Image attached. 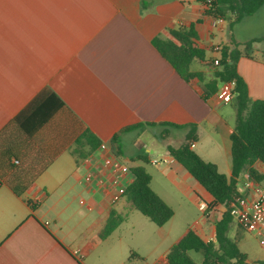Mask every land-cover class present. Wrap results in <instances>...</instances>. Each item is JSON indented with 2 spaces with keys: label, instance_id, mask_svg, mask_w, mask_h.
I'll return each mask as SVG.
<instances>
[{
  "label": "crops",
  "instance_id": "obj_1",
  "mask_svg": "<svg viewBox=\"0 0 264 264\" xmlns=\"http://www.w3.org/2000/svg\"><path fill=\"white\" fill-rule=\"evenodd\" d=\"M205 11L196 0H0V264H105L114 253L124 264L128 249L118 252L111 239L138 210L113 196L133 181L127 162L154 164V149L140 144L154 128L167 148L187 143L183 126L195 125L193 150L231 177L235 99L223 103L204 84L220 69L216 46L253 42V57L242 56L237 69L251 99L264 100V4L232 27L229 18L214 27L218 17ZM192 25L206 55L191 69L204 83L182 78L154 45ZM85 130L102 141L95 150L79 143ZM108 157L120 166L106 167ZM89 171L105 183L88 182ZM157 173L149 172L151 186L171 207L183 205L181 195L199 206L202 186L176 160ZM19 175L28 182L21 197L9 186ZM112 212L124 220L102 238ZM166 225L158 226L163 241Z\"/></svg>",
  "mask_w": 264,
  "mask_h": 264
},
{
  "label": "trees",
  "instance_id": "obj_2",
  "mask_svg": "<svg viewBox=\"0 0 264 264\" xmlns=\"http://www.w3.org/2000/svg\"><path fill=\"white\" fill-rule=\"evenodd\" d=\"M196 1L206 5V15L229 18L230 27L236 21L255 13L264 4V0ZM170 34L172 39L156 38L154 45L182 78L187 81L197 79L204 83L203 74L191 69L194 60L202 61L206 55V51L196 44L197 33L194 26L172 29ZM252 43L246 44L243 50H240L236 43H233V47H223L218 64L220 69L215 73L216 79L204 84L207 94L211 95L217 92L218 80L236 83L237 121L230 137L232 142L231 177L228 178L219 171L216 164L203 160L193 150L192 145L197 140L195 125L183 126L190 128L186 136L187 143L180 147L167 146L169 155L181 164L212 197V201L206 203L207 212L220 214L215 224L214 239L204 240L194 229L189 228L167 254L169 264H199L189 255V252L203 254L204 258L200 264H248L247 255L228 234L234 222L232 203H238L242 199L239 190V179L242 174L247 170L249 179L262 185L264 182V173L255 166L257 163L264 166V100L251 99L247 83L237 69L238 61L242 56L253 57ZM133 127H140V125L129 126L122 131ZM91 137H95L96 142L93 143ZM82 139L88 142L91 150H95L102 144V141L89 130L84 131L78 140L79 143ZM139 160L149 163L146 157H140ZM130 171L133 181L126 187L123 197L157 226L166 225L174 216L173 208L153 190L151 175L143 165L133 166ZM27 184L28 182L19 175L9 183V186L16 196L21 197L27 189ZM123 220V216L112 212L101 237H108ZM136 258L138 254L132 252L130 261ZM261 264H264V261Z\"/></svg>",
  "mask_w": 264,
  "mask_h": 264
},
{
  "label": "rangeland",
  "instance_id": "obj_3",
  "mask_svg": "<svg viewBox=\"0 0 264 264\" xmlns=\"http://www.w3.org/2000/svg\"><path fill=\"white\" fill-rule=\"evenodd\" d=\"M264 47L263 44H261ZM262 51V49L260 50ZM162 128L157 127L152 130L149 137L143 138L141 144L142 148L146 150L147 147L154 149V154L151 156L155 157L159 161L158 164L154 165L151 163H142L136 161L127 162L128 166L144 165L148 173L152 172L155 179L158 176L163 177L161 174H158L160 166H166L170 164L171 157L168 155L166 144L154 134L161 135ZM177 140L172 142L173 145H176ZM173 162V161H172ZM264 185V182H263ZM264 187V186H263ZM201 188L200 201H205L209 203V200L212 197L207 193V191ZM183 205H179L177 202L172 201L174 216L165 226V230H171V235L167 240H161L158 230L159 227L155 225L148 217L144 216L139 211H135V216L131 215L128 221L121 226L115 235L112 237L111 242L117 243V250L120 252L122 249L129 251V257L131 251H134L138 254L137 260L129 261L127 256L124 260V264H159V261L169 253L171 245L180 237V235L188 228H192L198 232V234L203 237L205 240H208V236L205 230L206 226V217L205 211L199 210L198 205H193L182 196ZM197 198V196L195 197ZM206 198V199H205ZM220 218L219 213L211 214V235L214 237L215 224ZM239 246L241 251L245 253L248 257V264H261L264 261V248L261 241L255 237L253 234L242 229L236 222L232 223L231 229L228 234ZM121 241V242H120ZM189 255L194 258L199 264L203 261V254L189 252ZM121 256L114 253L110 257L104 259L105 264H120ZM101 264V263H99Z\"/></svg>",
  "mask_w": 264,
  "mask_h": 264
},
{
  "label": "built area",
  "instance_id": "obj_4",
  "mask_svg": "<svg viewBox=\"0 0 264 264\" xmlns=\"http://www.w3.org/2000/svg\"><path fill=\"white\" fill-rule=\"evenodd\" d=\"M213 0H208L211 2ZM223 18H215L213 26L224 23ZM216 52H221L219 46L215 47ZM219 64V59L216 60ZM216 97L219 101L223 103H231L236 97V83L234 81H223L220 82L218 90L216 92ZM154 164H158L157 159L153 160ZM104 165L106 167H119L118 161L114 158L108 157L104 159ZM88 182L96 181L99 184L105 183V178L102 174L96 171H89L86 176ZM243 190L239 187L242 195V199L238 203H232L234 218L237 224L245 231L253 234L257 237L264 248V187L259 182L252 179H245L242 181ZM126 187H121L119 191L113 196L114 201H117L121 196H123ZM200 210H206V202H199ZM159 264H169L167 258L159 261Z\"/></svg>",
  "mask_w": 264,
  "mask_h": 264
}]
</instances>
